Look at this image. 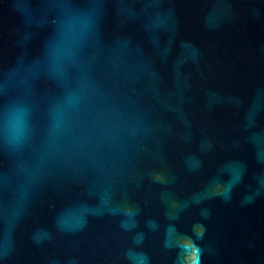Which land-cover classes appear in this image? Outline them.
Masks as SVG:
<instances>
[{
  "label": "water",
  "instance_id": "95a60500",
  "mask_svg": "<svg viewBox=\"0 0 264 264\" xmlns=\"http://www.w3.org/2000/svg\"><path fill=\"white\" fill-rule=\"evenodd\" d=\"M178 236L264 264V0H0V264H176Z\"/></svg>",
  "mask_w": 264,
  "mask_h": 264
},
{
  "label": "clouds",
  "instance_id": "9594fccd",
  "mask_svg": "<svg viewBox=\"0 0 264 264\" xmlns=\"http://www.w3.org/2000/svg\"><path fill=\"white\" fill-rule=\"evenodd\" d=\"M30 108L21 103L14 112H9L5 116L3 135L6 143L11 147L20 146L26 139L30 131ZM70 213L66 210L56 217V227L61 231H77L86 225V219L79 216L73 223L69 219ZM194 235L197 239H202L204 235L203 225L194 226ZM179 251L176 257V264H201L203 250L191 237L178 236L174 245Z\"/></svg>",
  "mask_w": 264,
  "mask_h": 264
}]
</instances>
